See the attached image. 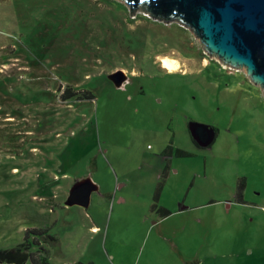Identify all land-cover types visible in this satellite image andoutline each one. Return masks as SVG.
<instances>
[{
	"label": "rangeland",
	"instance_id": "obj_1",
	"mask_svg": "<svg viewBox=\"0 0 264 264\" xmlns=\"http://www.w3.org/2000/svg\"><path fill=\"white\" fill-rule=\"evenodd\" d=\"M163 56L178 71H160ZM119 71L120 89L110 78ZM68 89L95 99L65 100ZM189 123L216 128L215 143L195 146ZM171 140L192 156L172 160L163 204L188 194L192 216L224 220L199 233L191 225L190 248L211 242L220 257L227 249L222 262L264 264V95L245 69L210 59L187 27L130 17L119 0H0V250L33 229L32 250L51 264H174L150 208L155 155ZM85 177L103 191L129 186L109 204L100 194L70 203Z\"/></svg>",
	"mask_w": 264,
	"mask_h": 264
},
{
	"label": "water",
	"instance_id": "obj_2",
	"mask_svg": "<svg viewBox=\"0 0 264 264\" xmlns=\"http://www.w3.org/2000/svg\"><path fill=\"white\" fill-rule=\"evenodd\" d=\"M119 1L126 4L130 17L142 12L161 23L187 27L210 59L217 57L224 67L245 69L247 78L264 95V0ZM110 78L119 89L127 82L123 71L112 73ZM189 127L198 146L210 147L215 128L199 123Z\"/></svg>",
	"mask_w": 264,
	"mask_h": 264
},
{
	"label": "crops",
	"instance_id": "obj_3",
	"mask_svg": "<svg viewBox=\"0 0 264 264\" xmlns=\"http://www.w3.org/2000/svg\"><path fill=\"white\" fill-rule=\"evenodd\" d=\"M158 65H159L158 69L160 71H164V72L170 71V70L166 71L167 69H163L164 67L162 66V64H158ZM172 71L173 70H171L170 72H172ZM174 71H178V68L175 69ZM188 125H190V123ZM214 140H216V131L214 134ZM168 146H170L172 148L171 157L169 155H166L164 153L165 150H163V149H162L163 151H162L161 155H155L156 159H159V161H160V167H159V170L156 174L155 181H154L156 187H158V184L161 181L162 174L164 173V171L168 165L169 166L168 172H167V176H166V179L164 182V187H163V188H166L165 186H166L168 176L170 173L174 172L172 160L176 157V150H178V149L184 150L183 148L178 147L176 142L173 140H171V143H169ZM198 147H200V146H198ZM147 148L149 149L150 146H148ZM201 149H205V148H201ZM167 161L169 162V164H167ZM85 179H86V177L83 179H80L79 180L80 183H77L76 185L84 184L86 182ZM87 181L91 182L90 184L85 185L88 188V191H87L88 193H86L83 198L87 197V199H88L87 204L80 203L79 199H77V203L79 205H89V203H91V201L93 200L94 195H96V194H100L104 199H106V201L108 203V201H110V198L112 196L111 195L112 192L115 193V197H116V195L119 192L117 190H121V192H122V191H125L129 186L128 183L125 185L124 183L120 184L117 182L119 189H118V186H117V189L113 188V186H109V187H106L105 191H103V189H102L103 185L100 182L94 180L93 177H91V180H87ZM119 182H120V180H119ZM90 185H92V186L90 187ZM74 186H73V188H74ZM163 188H162V191H163ZM153 195H154V192L152 193V202H153ZM187 195L188 194H186L184 201L182 203L178 204V206H176L175 208H171L168 205L163 204V201H164L163 192H161L160 200L158 202V206L167 208L168 210H170L172 212V215L170 217H166V218L158 217L159 219L156 221L155 224L160 225L161 231L163 233L162 239L167 243L169 252L172 254L174 264H231L230 262H226V261L222 262V259L226 258L225 254H226L227 249H225L224 254L220 257L217 254H215V252H212L214 250L210 251V249H212L211 242L208 243L207 245L202 244V247L204 248L203 250L204 251L206 250V252H208L206 254L202 253L203 250L201 251L200 249H197V248L196 249L190 248L191 225L193 226L192 230L199 233L202 228L205 229V228L209 227L210 224H212V223L213 224H219L218 223L219 221L223 222L224 220H219L220 218H222V216L219 213H215V216H212V215L206 214L202 211H200V212L197 211L192 216V205L184 206V204H183L187 198ZM131 198L141 199V195L139 193L133 194L131 196ZM127 201H128V197H126V199H125V196L122 195L119 202H121V203L123 202V204L126 203V205H127ZM152 202L150 204V208L152 206ZM204 205L205 204H201L200 207H203ZM140 206H141V204H139V207ZM137 209H139V208L137 207ZM219 210L226 217H227V215L230 214V207H228V205L224 206L223 203L220 204ZM229 216H230V220H231L232 219L231 214ZM227 219H228V217H227ZM228 220H226V222H228ZM167 222H168V224L163 226V224L167 223ZM94 230H98V227H95ZM198 236H199V234H198ZM232 253H234V252H232ZM200 255H202V259L199 258Z\"/></svg>",
	"mask_w": 264,
	"mask_h": 264
},
{
	"label": "trees",
	"instance_id": "obj_4",
	"mask_svg": "<svg viewBox=\"0 0 264 264\" xmlns=\"http://www.w3.org/2000/svg\"><path fill=\"white\" fill-rule=\"evenodd\" d=\"M115 4H117V3H115ZM66 93L67 94L63 96V99H65V100L66 99L69 100L72 97L77 96V94L76 95L73 94L75 92H71V89L66 90ZM79 95L80 94H78V96H77V97H79L78 98L79 100H82V101L88 100L89 101V100H94L96 94L94 92L89 91V93H86L85 95H80V96ZM215 131H216V128H215ZM217 135H218V132L216 131V138H217ZM215 141L216 140H214L212 144H214ZM193 142L195 143L196 146H198L197 145L198 143L194 139H193ZM164 153L171 157L172 148L170 146H168L165 149ZM176 155L178 157H185V158L192 156L189 153L185 152V150H180V149L176 150ZM167 164H169L168 161H167ZM168 167L169 166L167 165L164 173L162 174L161 181L158 184V187L156 188V191L153 195V202H152V206H151V211L153 213L157 214L160 218H166V217H170L172 215V212L170 210H168L167 208L158 206L161 191H162V188L164 187V182H165V179L167 176ZM90 183H91L90 181H86L82 185H79V184L75 185L74 188H72L69 202L70 203H77L78 198H76L74 196V194H76L75 192L77 190H80L81 188H86V193H88L87 187L85 185L90 184ZM91 186L92 185H90V187ZM245 190H246V182H245V179L241 177L237 181V190H235L237 202L241 203L244 201V191ZM87 200H88L87 197H85L82 200H79V202L83 203V204H87ZM30 233H33L35 235L37 233V231L33 230V229L31 231H28L26 233L24 241L22 243L16 245V246H14L13 248L6 249L3 251L0 250V262L4 260V262H7L9 264H26L28 261H31L32 264H51L49 261L50 258L47 255L42 256V252L44 251V249L39 248L37 251L32 250V247L34 245H36L37 242L35 240L30 242V239H29Z\"/></svg>",
	"mask_w": 264,
	"mask_h": 264
},
{
	"label": "bare ground",
	"instance_id": "obj_5",
	"mask_svg": "<svg viewBox=\"0 0 264 264\" xmlns=\"http://www.w3.org/2000/svg\"><path fill=\"white\" fill-rule=\"evenodd\" d=\"M160 64H162V66L167 69V70H175L177 68L180 67V64L178 62V60L173 59V57H169V56H163L159 59Z\"/></svg>",
	"mask_w": 264,
	"mask_h": 264
},
{
	"label": "flooded vegetation",
	"instance_id": "obj_6",
	"mask_svg": "<svg viewBox=\"0 0 264 264\" xmlns=\"http://www.w3.org/2000/svg\"><path fill=\"white\" fill-rule=\"evenodd\" d=\"M214 134H215V131H214ZM87 190H88V188H87ZM77 191L75 192L76 194H74V196L76 198H78L79 200L83 199V197L86 194V188H81L80 190H77Z\"/></svg>",
	"mask_w": 264,
	"mask_h": 264
},
{
	"label": "built area",
	"instance_id": "obj_7",
	"mask_svg": "<svg viewBox=\"0 0 264 264\" xmlns=\"http://www.w3.org/2000/svg\"><path fill=\"white\" fill-rule=\"evenodd\" d=\"M125 85V82H124V84L122 85V87Z\"/></svg>",
	"mask_w": 264,
	"mask_h": 264
}]
</instances>
